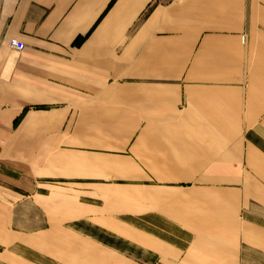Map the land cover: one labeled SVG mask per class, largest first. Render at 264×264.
<instances>
[{"label": "crops", "instance_id": "obj_1", "mask_svg": "<svg viewBox=\"0 0 264 264\" xmlns=\"http://www.w3.org/2000/svg\"><path fill=\"white\" fill-rule=\"evenodd\" d=\"M0 264H264V0H0Z\"/></svg>", "mask_w": 264, "mask_h": 264}, {"label": "built area", "instance_id": "obj_2", "mask_svg": "<svg viewBox=\"0 0 264 264\" xmlns=\"http://www.w3.org/2000/svg\"><path fill=\"white\" fill-rule=\"evenodd\" d=\"M8 45L11 47V48H14L18 51H21L23 50L24 48V44L16 39H9L8 40Z\"/></svg>", "mask_w": 264, "mask_h": 264}]
</instances>
